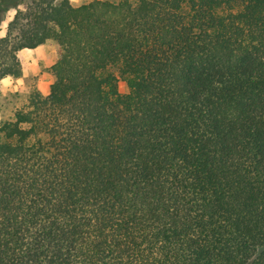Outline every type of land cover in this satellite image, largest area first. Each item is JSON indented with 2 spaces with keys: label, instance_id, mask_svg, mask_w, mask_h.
Segmentation results:
<instances>
[{
  "label": "trees",
  "instance_id": "16d2710c",
  "mask_svg": "<svg viewBox=\"0 0 264 264\" xmlns=\"http://www.w3.org/2000/svg\"><path fill=\"white\" fill-rule=\"evenodd\" d=\"M9 9L0 82L59 51L0 121V264H264V0Z\"/></svg>",
  "mask_w": 264,
  "mask_h": 264
},
{
  "label": "rangeland",
  "instance_id": "374dc122",
  "mask_svg": "<svg viewBox=\"0 0 264 264\" xmlns=\"http://www.w3.org/2000/svg\"><path fill=\"white\" fill-rule=\"evenodd\" d=\"M79 5L91 0H71ZM25 4H21L25 8ZM15 10L9 9L0 17V36L6 34V27L13 18ZM58 45L48 41L37 49H24L18 53L22 64L21 77H7L0 82V121L11 118L16 108L27 102V96L32 89H39L43 94H48L55 77L52 66L58 57ZM120 91L129 92V86L124 79L119 81ZM2 135L0 134V141Z\"/></svg>",
  "mask_w": 264,
  "mask_h": 264
},
{
  "label": "crops",
  "instance_id": "0c3cea01",
  "mask_svg": "<svg viewBox=\"0 0 264 264\" xmlns=\"http://www.w3.org/2000/svg\"><path fill=\"white\" fill-rule=\"evenodd\" d=\"M5 35V34H4ZM3 35V36H4ZM1 37V36H0ZM44 45V44H43ZM42 46V45H41ZM41 46H39V47H41ZM39 47H37V48H39ZM37 48H34V49H37ZM25 49H28V48H25ZM24 50V49H23ZM30 50H33V49H30ZM22 51V50H21Z\"/></svg>",
  "mask_w": 264,
  "mask_h": 264
}]
</instances>
